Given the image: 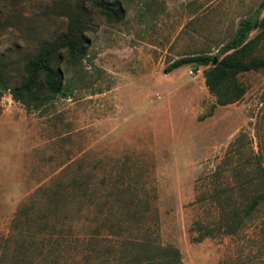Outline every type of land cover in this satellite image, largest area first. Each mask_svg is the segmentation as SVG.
I'll return each instance as SVG.
<instances>
[{
	"label": "rangeland",
	"instance_id": "obj_1",
	"mask_svg": "<svg viewBox=\"0 0 264 264\" xmlns=\"http://www.w3.org/2000/svg\"><path fill=\"white\" fill-rule=\"evenodd\" d=\"M73 1L2 4V84L19 83L37 45L65 30ZM119 1L116 22L85 2L88 54L77 67L61 62L66 96L32 109L0 86V240L40 187L90 175L101 212L64 202L52 231L30 228L34 247L22 264H264V203L235 233L199 239L264 169V67L241 73L243 96L211 114L206 67L167 70L183 56H217L261 0ZM262 17L264 9L256 22ZM255 54L264 57V40ZM117 189L140 197L142 216L124 214ZM143 241L153 242L147 255ZM165 246L177 249V262L158 254ZM4 256L0 264H11Z\"/></svg>",
	"mask_w": 264,
	"mask_h": 264
},
{
	"label": "trees",
	"instance_id": "obj_2",
	"mask_svg": "<svg viewBox=\"0 0 264 264\" xmlns=\"http://www.w3.org/2000/svg\"><path fill=\"white\" fill-rule=\"evenodd\" d=\"M5 1L0 0V15L1 6ZM86 1L108 22L120 21L123 18L124 11L119 0H74L65 30L37 45L34 53L22 63L18 71L20 82L13 86L4 85L2 84L4 77L0 74V86L8 89L15 101L27 108L39 109L57 96L68 94L64 70L60 64L66 60L69 65L77 67L82 64V59L88 54L85 31L88 29L90 20L84 12ZM263 9L264 0H261L253 15L239 21L234 33L219 48L217 56L205 54L183 56L174 60L167 68L171 71L190 63L206 67L203 70L204 83L209 93L215 98L209 114L212 113L214 106L233 103L243 96L246 87L239 80L241 73L260 70L264 67V57L255 54L257 47L259 49L264 40V17L257 23L258 33L250 36ZM251 182L254 183L255 189L250 191L247 185ZM242 186H244L243 203L231 207L221 205L219 224L215 229H205L200 233L199 239L213 234L216 230H221L225 234L235 233L255 215L258 206L264 203V169L261 170L260 178L257 174ZM39 191L44 193L41 198L36 200L31 198L21 204L14 213L10 234L0 240V260L5 257L4 255H8L11 264L29 262L26 252L34 247V243L28 239L30 228L35 227L37 232L52 231L56 225L52 221L58 216L64 202L76 206L78 211L81 208L79 202L85 201L89 207H94L96 213L101 212L90 175L83 178L72 176L67 182L60 181L52 188L40 187ZM112 195L122 207L124 214L131 218L135 215L142 216V212L146 211V208L138 207L142 200L130 189L125 191L117 189ZM131 205L134 206L132 210ZM141 244L143 252L147 255L150 244L153 242L143 241ZM157 250L159 255L174 259L173 263L178 261L177 249L165 246L157 247ZM151 258L156 260L157 257Z\"/></svg>",
	"mask_w": 264,
	"mask_h": 264
},
{
	"label": "water",
	"instance_id": "obj_3",
	"mask_svg": "<svg viewBox=\"0 0 264 264\" xmlns=\"http://www.w3.org/2000/svg\"><path fill=\"white\" fill-rule=\"evenodd\" d=\"M257 26V22L255 23V26L254 27H256ZM216 59H214V61H215Z\"/></svg>",
	"mask_w": 264,
	"mask_h": 264
}]
</instances>
